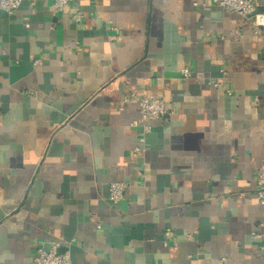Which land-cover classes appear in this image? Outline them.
<instances>
[{"label": "crops", "instance_id": "obj_1", "mask_svg": "<svg viewBox=\"0 0 264 264\" xmlns=\"http://www.w3.org/2000/svg\"><path fill=\"white\" fill-rule=\"evenodd\" d=\"M243 22L212 0L0 7V264L55 241L75 264H264V36ZM150 94L172 112L137 153Z\"/></svg>", "mask_w": 264, "mask_h": 264}, {"label": "built area", "instance_id": "obj_2", "mask_svg": "<svg viewBox=\"0 0 264 264\" xmlns=\"http://www.w3.org/2000/svg\"><path fill=\"white\" fill-rule=\"evenodd\" d=\"M24 0H0V7L8 13H14L22 4ZM54 4V12L58 13L63 11L67 6L71 5L75 0H52ZM214 3L221 5L223 8L232 9L239 12L243 16V23L245 26H250L254 32L264 36V11L260 10L259 0H212ZM74 17L77 21H82L85 18V14L80 8H76L74 11ZM28 26L30 23L27 24ZM39 60L36 59L35 63ZM220 72L225 75V68H221ZM192 70L190 67L185 66L182 68V75L186 78L192 76ZM209 85L223 86L225 79L218 76H209L206 79ZM229 93L233 90L228 88ZM140 118H136L132 121L133 126H141L143 133L140 136L141 143L133 148L134 152H143L146 150V135L152 131V122L161 120L171 113L164 95L150 94L142 96L139 99ZM258 184V196L264 200V161L262 162L259 171L256 176ZM127 183L124 181L114 180L111 183L109 198L113 203H117L125 196V190ZM167 240L174 236V231L171 228L166 230ZM254 236H258L256 233ZM167 242V241H166ZM61 242L55 241L50 248L44 245H39L34 260L36 264H75L72 258L71 251L60 250Z\"/></svg>", "mask_w": 264, "mask_h": 264}]
</instances>
